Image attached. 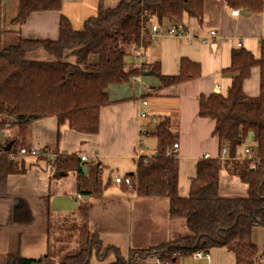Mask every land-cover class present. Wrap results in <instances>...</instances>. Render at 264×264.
Returning a JSON list of instances; mask_svg holds the SVG:
<instances>
[{
  "label": "trees",
  "instance_id": "obj_1",
  "mask_svg": "<svg viewBox=\"0 0 264 264\" xmlns=\"http://www.w3.org/2000/svg\"><path fill=\"white\" fill-rule=\"evenodd\" d=\"M224 1L227 6L248 13L264 11V0ZM203 4L204 0H121L115 7L106 8L98 0L97 14L84 22L82 30H75L63 16L59 37L51 41L24 39L19 30L31 12L59 9L60 0H20L17 16L9 25H5L0 0V130L12 131V136L0 146V195L5 193L7 176L24 173L30 165L22 157H16L20 148L30 151L33 147L34 121L53 116L59 124L74 131L96 134L101 108L112 103L108 86L126 84L149 72L144 63L139 69L125 63L131 48L149 46L147 22L179 23L184 16L201 19ZM260 47L258 59L244 49L232 50L230 66L223 70L232 80L227 97L215 92L199 99L198 115L215 121L213 135L218 138L219 149L231 143L244 144L249 132H253L247 145L252 149L250 157L232 160L200 157L189 193L182 197L177 192L179 156L173 150L178 133L171 131L168 120L163 119L153 133L157 139L155 154L137 157L134 172L125 175L131 183L124 185L131 186L138 197L168 199L169 216L184 219L189 231L175 241L135 254L142 257L154 252L167 255L180 252L188 257L198 250L220 247L234 254L236 264H262L264 254L251 240L253 227L264 224V38ZM40 48L52 55L53 60L27 58V52ZM90 54L98 56V63L88 64ZM189 66L193 72L184 74V68ZM254 66L260 68V92L256 97H248L242 85ZM153 71L160 81L158 88L200 76L199 65L187 60H182L177 76H161L157 64ZM47 149L40 151L36 161H46ZM51 153L56 155L50 164L54 177L76 171L79 195L95 200L102 197L109 181L102 180L98 159L85 163L76 154L60 155L56 150ZM221 169L247 184L246 197L218 194ZM21 203L14 206L12 216L22 217L27 211V206ZM88 203L82 202L65 216L71 219L65 221L77 224L74 236L64 234L59 239L61 246L49 244L47 253L38 258L19 254V240L25 230L22 228L10 243L5 264H89L93 252L101 262L112 252L115 261L108 264H125L117 248L107 246L102 250L97 230L90 229ZM42 204L44 222L49 223L48 199ZM48 228L51 231L49 224Z\"/></svg>",
  "mask_w": 264,
  "mask_h": 264
},
{
  "label": "crops",
  "instance_id": "obj_2",
  "mask_svg": "<svg viewBox=\"0 0 264 264\" xmlns=\"http://www.w3.org/2000/svg\"><path fill=\"white\" fill-rule=\"evenodd\" d=\"M1 1L5 25H9L17 16L20 0ZM120 1L102 0V3L104 7L111 8ZM97 6L98 0H60L59 9L31 12L20 27V36L31 40H57L63 16L77 30L75 26L78 23L84 24L88 18L97 14ZM233 9H239L240 13L233 15L231 13ZM165 22L169 21L160 24ZM181 22L186 27L185 38L162 35L156 37L155 43H149V46L142 50L141 62L149 66L157 64L159 74L168 77L179 75L182 60H187L199 65V77L158 88L160 81L151 69L145 75H140L126 84L109 85L107 94L112 103L101 108L99 129L96 134L88 135L74 131L66 124H59L53 116L36 120L31 124L33 147L40 150L44 148H48L49 151L56 150L60 155L76 154L85 155L89 160L98 159L101 163L99 169H102V180L109 181V185L103 190L99 200L90 199L79 195L76 171L54 177L52 167L47 161H36L37 157L29 158V161L24 160L27 164L30 163L28 169L24 173L8 175L5 193L0 195L1 264L7 254L13 209L16 204L20 205V202L29 209L31 217L29 223L34 221L36 216H40V223L36 225L43 227L38 234L29 229L33 235H26L25 229L20 237L28 249L39 251L38 254H28L30 258H38L47 253L50 233L52 245L56 247L62 245L59 239L64 234L57 238L62 232V224L67 222L62 217L69 215L86 201L90 207L88 219L90 229L100 231L102 247L117 248L125 260L131 259L132 256V260L135 259L136 252L186 236L188 230L185 220L169 216L167 199L138 197L131 186L115 183L114 179L116 176L134 172L137 157H150L155 154L157 139L153 133L159 123L167 119L171 131L178 133L180 144L177 192L182 197L188 195L196 174L197 160L204 154H209L213 158L219 156V141L217 136L213 135L215 121L198 115L199 99L212 95L215 89L221 96L227 97L232 80L231 75L224 73L223 70L230 66L231 52L239 48L238 43L242 44L241 49L250 52L255 59L260 58V43L264 38V11L248 13L242 8L227 6L224 0H204L201 19L184 16ZM210 30L217 31L219 38H211ZM136 53L134 47L130 49L129 55L125 57L127 67L131 66ZM26 56L29 60H53V56L43 48L27 52ZM98 60L95 54L87 57L88 64H96ZM192 72L193 67L184 68V74ZM242 89L248 97L259 95V66L251 69V74L244 80ZM142 100L147 101L144 108L146 116L140 118L138 111L141 110ZM149 131L152 134H149ZM150 135L153 151L150 154H139L142 139ZM11 136L10 129L0 130V145ZM239 181L241 182L237 176L221 169L218 194L222 197L245 196L247 184L241 182L242 185H239ZM224 182L229 183L230 193L239 195L225 196L222 191ZM240 186L246 188V192L242 189L236 192ZM46 198L49 204V220L51 219L49 223L44 222L42 203ZM77 198L81 200L78 201ZM19 200L21 201L18 202ZM69 223L74 229L77 228L72 222ZM48 224L51 231L46 235L44 229ZM263 240L264 234L258 241ZM20 248L22 251L21 245ZM132 252L134 253L131 255ZM208 254L209 260L191 261L188 256L183 259L182 264H236L234 254L225 248H212ZM24 256L27 257L26 254ZM114 261V255L110 254L107 260L96 264Z\"/></svg>",
  "mask_w": 264,
  "mask_h": 264
},
{
  "label": "built area",
  "instance_id": "obj_3",
  "mask_svg": "<svg viewBox=\"0 0 264 264\" xmlns=\"http://www.w3.org/2000/svg\"><path fill=\"white\" fill-rule=\"evenodd\" d=\"M233 15H238L240 13L239 9H233L231 11ZM147 32H148V37L147 40H149L150 44H153L156 42V37H159L160 35L162 36H175L177 38H185V33H186V27L183 22L179 23H170V22H165L163 24H159L156 22H147L146 24ZM209 35L211 38H219L217 31L215 30H210ZM239 48L242 47L241 43H238L237 45ZM137 51L136 55H134V60L131 61V67L132 68H141V57H142V46H135L134 51ZM141 107L142 106H147V101H142L141 102ZM139 112V117L143 118L146 116V113L141 109L138 111ZM141 134H143V130L141 128ZM4 143H1L3 145ZM245 141L244 144H237V143H231L230 145L227 146H222L221 149H219V156L224 159H239L243 157H250L252 153V149L249 148ZM0 145V146H1ZM180 147L179 141H176L173 144V150L178 152V149ZM40 150L38 147H32L30 151H27L25 148H20L18 156L16 159L23 157V156H38L40 153ZM44 151V150H43ZM204 158H209V154H204ZM55 158V154L51 153V151L47 150V159L49 160V164L53 162V159ZM79 159L81 162H87L88 158L85 155H79ZM101 170L99 169V173L101 174ZM115 183H123L130 185V178L126 176H116L114 179ZM142 258V257H141ZM148 261L146 264H182L183 259L185 257L180 253V252H174L170 256L165 254V253H151L150 255L147 256ZM191 261L194 260H200V259H207L209 260V254L208 251L205 250H198L195 251L190 255ZM131 263L130 260H127L126 263ZM138 262L142 263V259H138Z\"/></svg>",
  "mask_w": 264,
  "mask_h": 264
},
{
  "label": "rangeland",
  "instance_id": "obj_4",
  "mask_svg": "<svg viewBox=\"0 0 264 264\" xmlns=\"http://www.w3.org/2000/svg\"><path fill=\"white\" fill-rule=\"evenodd\" d=\"M76 29L77 30H82L83 29V27H84V24L83 23H78L76 26ZM67 59H69V58H67ZM145 68H147L148 70H151V69H155V65L154 64H150V66L148 65V64H146V67ZM144 108H146L145 106H142L141 107V109L144 111ZM15 131H13V133H14ZM149 134H152L150 131H149ZM150 137H152V135H150V136H145L143 139H142V142H143V144H142V148L140 147V150H139V154L141 153L142 155L143 154H150V152H152L153 150V147H152V145L150 144V140H151V138ZM138 154V153H137ZM138 154V155H139ZM37 156H26V157H22L21 158V160H24V158H26L25 160H27V161H29V158H36ZM55 158H56V155H55ZM55 158L53 159V162L55 161ZM136 160L137 159H135V162H136ZM30 162H33V163H36V161H30ZM47 162L49 163V160L47 159ZM52 162V163H53ZM89 162V159H88V161L86 162V163H88ZM52 163H50V164H52ZM38 164H42V163H38ZM116 172V171H115ZM110 174H112V175H114L115 173H110ZM106 175V172L104 171V173H103V176H105ZM239 185H242V183L239 181ZM229 183L228 182H224L223 184H222V191H223V194H225V196H232V195H239V193H234V194H232V193H230L229 192ZM244 190V192H246V188H243L242 186H240V188H238L237 190H236V192H239L240 190ZM247 196V194L245 195V196H233V197H236V198H243V197H246ZM76 197H77V195H76ZM222 197V196H221ZM158 199H166V198H158ZM77 200L78 201H80L81 199H79V198H77ZM168 205H169V202H168V199H167V211H168V213H169V210H168ZM63 219H66V220H71L70 218H67V217H65V216H63L62 217ZM30 219H31V217H30V212H29V209H28V207H27V211H24V213H23V215H22V217H14V216H12V219L10 220L11 222H10V224H11V229H10V231H9V243H8V247H7V254L5 255V257L3 258V261H2V264H5L6 262H7V259H8V250H9V246H10V243H11V241H13V240H16V237H17V235L19 234V232H21L22 231V228L23 229H26V232H25V234L26 235H33L32 233H31V231L32 232H34L35 234H38V232L39 231H41L42 229H43V227L42 228H40V226L38 227L36 224H38V223H40V216H36V218H35V220L34 221H32V222H30L29 223V221H30ZM75 226V225H74ZM76 226H77V224H76ZM27 227V228H26ZM62 227H63V229H62V232L60 233V236L58 235V237L57 238H59V237H61L63 234H65L66 236H68V237H73L74 236V234H75V232H74V227H72L71 226V224L69 223V222H65V223H63L62 224ZM253 228H255L254 229V232L253 233H251V240H252V242L253 243H255L257 246H258V248H259V251L261 252V253H263L264 254V240L263 241H258L259 240V238L264 234V224L263 225H261V226H255V227H253ZM29 229L31 230V231H29ZM188 230V229H187ZM253 230V229H252ZM49 231H50V229L47 227H45V229H44V232L46 233V235H48V233H49ZM98 232V238H99V240H101V237L99 236V234H100V231H97ZM59 233V232H58ZM189 234V231L187 232V234L186 235H188ZM252 236H253V238H254V240H253V238H252ZM48 239H49V236H48ZM21 241V242H20ZM257 243H256V242ZM49 244L50 245H52V237H51V233H50V240H49ZM20 245H21V247H22V251H21V248H20ZM27 245H24V243L22 242V240H19V254L21 255V256H23L24 254H26V258H30V256H28V254H38V252L39 251H31V249L29 248L28 249V247H26ZM35 246H37V242L35 243ZM107 247V246H106ZM32 248V247H31ZM104 248L105 247H102V250H104ZM215 248H220V247H215ZM155 253V252H154ZM210 253V252H209ZM110 254H113L114 255V253H108V255H107V257L105 258V260H107L108 259V257H109V255ZM142 254V253H141ZM168 254L170 255V253L168 252ZM145 255V254H144ZM147 256L148 255H146V256H143L142 255V258H141V256L139 255V254H136V256H135V259H133V260H130V262L131 263H126V261L127 260H125V264H146L147 263V261H148V258H147ZM114 257H115V255H114ZM133 257V256H132ZM138 259H142V263H140V262H138ZM105 260H103V261H105ZM100 261V259L96 256V253L95 252H93V255L91 256V259H90V262H89V264H96L97 262H99ZM101 262V261H100ZM263 262H264V259H263ZM0 264H1V262H0Z\"/></svg>",
  "mask_w": 264,
  "mask_h": 264
},
{
  "label": "water",
  "instance_id": "obj_5",
  "mask_svg": "<svg viewBox=\"0 0 264 264\" xmlns=\"http://www.w3.org/2000/svg\"><path fill=\"white\" fill-rule=\"evenodd\" d=\"M214 92L217 93V92H218L217 89H215ZM252 137H253V132H249V134H248V136H247V139H246V142H247V143H250L251 140H252ZM9 146H10V145H7V146H6V149H7V150L10 148Z\"/></svg>",
  "mask_w": 264,
  "mask_h": 264
}]
</instances>
